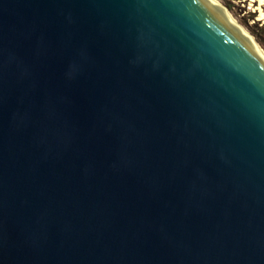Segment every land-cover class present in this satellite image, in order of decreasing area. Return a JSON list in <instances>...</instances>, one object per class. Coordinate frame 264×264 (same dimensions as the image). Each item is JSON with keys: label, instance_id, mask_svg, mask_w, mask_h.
I'll return each mask as SVG.
<instances>
[{"label": "water", "instance_id": "water-1", "mask_svg": "<svg viewBox=\"0 0 264 264\" xmlns=\"http://www.w3.org/2000/svg\"><path fill=\"white\" fill-rule=\"evenodd\" d=\"M0 264H264V52L217 0H0Z\"/></svg>", "mask_w": 264, "mask_h": 264}, {"label": "rangeland", "instance_id": "rangeland-1", "mask_svg": "<svg viewBox=\"0 0 264 264\" xmlns=\"http://www.w3.org/2000/svg\"><path fill=\"white\" fill-rule=\"evenodd\" d=\"M242 23L254 37V39L264 49V19H258L260 12L254 10L249 0H218ZM252 30L258 35L252 32ZM260 42H259V41Z\"/></svg>", "mask_w": 264, "mask_h": 264}, {"label": "bare ground", "instance_id": "bare-ground-1", "mask_svg": "<svg viewBox=\"0 0 264 264\" xmlns=\"http://www.w3.org/2000/svg\"><path fill=\"white\" fill-rule=\"evenodd\" d=\"M218 1V0H217ZM250 1V5L252 6V8H254V10L259 11L260 15L258 17V19H264V0H249ZM220 2V1H218ZM221 3V2H220ZM222 4V3H221ZM223 5V4H222ZM224 6V5H223ZM225 7V6H224ZM226 8V7H225ZM227 11H229L226 8ZM230 12V11H229ZM231 13V12H230ZM256 41V40H255ZM257 42V41H256ZM258 46L260 47V49L264 52V49L261 47V45L257 42Z\"/></svg>", "mask_w": 264, "mask_h": 264}, {"label": "trees", "instance_id": "trees-1", "mask_svg": "<svg viewBox=\"0 0 264 264\" xmlns=\"http://www.w3.org/2000/svg\"><path fill=\"white\" fill-rule=\"evenodd\" d=\"M252 32L256 35V33H255L253 30H252ZM256 36H257V39H258V38H259L258 35H256ZM258 41H259V40H258ZM259 42H260V41H259Z\"/></svg>", "mask_w": 264, "mask_h": 264}]
</instances>
